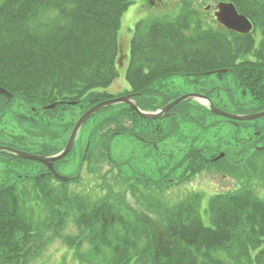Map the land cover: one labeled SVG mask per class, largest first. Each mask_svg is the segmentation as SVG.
<instances>
[{"label":"trees","instance_id":"obj_1","mask_svg":"<svg viewBox=\"0 0 264 264\" xmlns=\"http://www.w3.org/2000/svg\"><path fill=\"white\" fill-rule=\"evenodd\" d=\"M230 1L252 22L248 35L190 26L186 15L135 24L124 77L128 89L139 94L141 109L154 107L143 103L160 79L219 69H227L252 102L264 101V0ZM134 2L0 0V87L12 94L9 103L0 98V110L11 109L12 102L34 108L31 126L41 129L49 126L40 120L45 115L61 117L59 108L76 106L82 114L109 97L106 88L119 75L120 19ZM53 103L54 109H41ZM118 117L140 119L135 113ZM41 149L46 155L55 151ZM41 168L33 177L0 179V264H29L46 246V235L56 236L69 223L77 233L66 243L84 264H264V200L245 188L211 196L206 219L199 205L179 204L158 211L153 220L137 217L124 193L110 188L93 199L69 189L77 177L64 182ZM126 168L129 174L119 166L116 172L124 174L122 184L130 192L141 195V189L158 186ZM82 246L85 252L78 253Z\"/></svg>","mask_w":264,"mask_h":264},{"label":"rangeland","instance_id":"obj_2","mask_svg":"<svg viewBox=\"0 0 264 264\" xmlns=\"http://www.w3.org/2000/svg\"><path fill=\"white\" fill-rule=\"evenodd\" d=\"M193 1L169 0L167 3V0L158 6H151L149 0H135L128 6L121 16L117 32L119 75L106 88L108 94L120 95L127 87L124 72L129 59L130 38L137 22L145 25L171 22L181 20L186 15L190 19V26H220L211 13L209 16L204 10L198 12L201 9L195 7ZM206 3L207 0H200L198 5L202 8ZM190 32L191 29L187 31ZM151 90L152 96L148 95L143 105L154 107L141 109L146 112H153L162 103H169L190 93L206 94L212 102L231 114L248 115L264 110V101L261 104L252 102L251 97L243 93L234 76L229 73L220 74L217 78L211 75L172 76L160 79ZM11 105V109L0 110V140L18 139L13 143L28 144L27 148L33 151L30 153L40 155H46L38 153L43 147L49 151L55 150L47 155L61 151L81 114V109L76 106L59 108L61 117L45 115L40 120L49 126L38 129L31 126L36 122L31 115L34 108L21 107L17 102ZM205 105L197 99H190L172 108L162 119L163 122L159 123L160 132L156 131L149 137L155 139V143L160 142L159 147L154 149H147L134 137L146 135V120L117 118L121 113H130L124 105H112L107 112L98 113L82 126L72 150L54 163V170L67 178L77 177L76 181L69 184L71 191L99 199L111 188L115 193H124L121 195L137 217L149 215L153 220H158V211L179 204L199 205L200 214L206 219L204 209L211 196L243 188L264 200V149L255 152V149H262L264 145V117L234 122L205 111ZM69 113L72 116H68ZM59 123L62 125L58 127ZM87 145L86 156L89 158L83 161ZM221 154V158L211 162ZM192 155L193 158H188ZM42 166L31 161H10L0 156V179L11 182L19 175L33 177ZM118 166L129 174L128 166L142 173L141 177L156 181L158 186L141 189V195L133 194L126 189V184H122L125 176L116 172ZM185 172L190 173L187 178H183ZM76 233L77 230L69 223L56 236L47 234L46 246L29 264H84L74 247H68L66 243V239ZM77 251L85 252V246Z\"/></svg>","mask_w":264,"mask_h":264},{"label":"water","instance_id":"obj_3","mask_svg":"<svg viewBox=\"0 0 264 264\" xmlns=\"http://www.w3.org/2000/svg\"><path fill=\"white\" fill-rule=\"evenodd\" d=\"M214 16L216 18V20L223 25L227 30L236 32V33H240V34H248L251 29H252V24L251 22L242 14H239L235 8V6L233 5V3L231 2H220L217 4V10L214 12ZM220 73H225L226 70H221L218 71ZM209 74V73H207ZM3 95L6 97V102H8L10 100V98L12 97V94L9 93L7 90H5L4 88L0 87V96ZM188 99H197L200 100L202 102H204V104H206V108L213 114H216L218 116H221L223 118H226L228 120L234 121V122H244V121H250V120H255V119H259L264 117V110L260 111V112H256V113H252V114H248V115H236V114H231L225 110L216 108L212 102L210 101V99L204 95H200V94H186L178 99H175L169 103H167L166 105H164L163 107H161L160 109L154 111V112H146L141 110L140 108H138L137 104L132 102L130 100V95L127 96H122V97H118V98H112V99H107L104 101H101L95 105H93L91 108H89L88 110L84 111L80 117L77 119V121L75 122L70 135L68 137V140L65 144V146L63 147V149L53 155H37V154H33L27 151H23V150H19V149H13L10 147H6V146H1L0 145V152L1 153H8L12 156H15L17 158H21V159H26V160H31V161H35L37 163L42 164L43 166H45L48 171L54 175V177H56L57 179L61 180V181H67L68 178L62 175H59L58 173H56V171L54 170L53 167V163L55 161H58L62 158H64L72 149L73 145H74V141L77 137V134L80 130V128L82 127V125L90 118L92 117L96 112L100 111L101 109L108 107V106H112L114 104H119V103H123L128 105L131 109H133V111L141 118L144 119H149V120H155L158 119L162 116H164L172 107L176 106L177 104L188 100ZM68 105H74L75 102H67ZM55 107V104H50L47 105L45 107H43L44 109H53ZM222 156L219 155L216 158H214L213 160H218L220 157Z\"/></svg>","mask_w":264,"mask_h":264},{"label":"flooded vegetation","instance_id":"obj_4","mask_svg":"<svg viewBox=\"0 0 264 264\" xmlns=\"http://www.w3.org/2000/svg\"><path fill=\"white\" fill-rule=\"evenodd\" d=\"M165 1H167V0H149V2H150V5L151 6H158V5H160L161 3H164ZM220 1H225V2H229L230 0H219V1H217V0H207V3H206V5H204L202 8H200L199 7V5H198V3L200 2V0H194L193 1V5H195V7H198L199 9H201L200 11H198V12H201L202 10H204L205 12V14L207 15H209V16H211V15H213V17H214V12L217 10L216 9V5H217V3L218 2H220ZM167 3H169V0H168V2ZM236 10L238 11V9L236 8ZM239 12V11H238ZM209 13H211V15L209 14ZM240 13V12H239ZM219 24V23H218ZM220 25V24H219ZM221 26V25H220ZM222 27V26H221ZM219 75L220 74H217L216 72H214L211 76H214V77H219ZM214 92V91H213ZM212 92V93H213ZM126 95H130V100L132 101V102H134V103H138V105L140 106V104H139V100H138V98H139V95L136 93V92H130V90L129 89H125V91H123V92H120V95L119 94H109V97H107L106 99H111V98H118V97H121V96H126ZM203 95H205V96H207L206 94H203ZM210 96H211V94H210ZM208 97V96H207ZM213 104H214V106H216V107H218V108H222L223 109V107H220V106H218V105H216L214 102H213ZM120 105H124V104H120ZM125 106V108H127V110H128V106H126V105H124ZM34 112V111H33ZM129 113V112H128ZM130 113H133V111L132 112H130ZM34 117V116H33ZM35 118V117H34ZM163 119H165V118H163ZM160 122H163V120L160 118V119H157V120H155V121H149V120H146V122L144 123L147 127L144 129V133L146 134L144 137H138V136H136V135H134V137L136 138V139H138L142 144H143V146H145L147 149L148 148H155V147H159V143L160 142H158V143H155V139H151V138H149L150 136H151V134L153 133H155L156 131L157 132H160ZM159 135H160V133H159ZM17 140L18 139H9V141H4V140H0V145L1 146H6V147H10V148H14V149H19V150H23V151H28V152H33L31 149H28L27 147V145H24V144H22V143H13V142H17ZM158 140H160V139H158ZM262 147H264V145L262 146ZM0 156L1 157H3V158H7L8 160H14V161H27V160H23V159H20V158H17V157H15V158H11L10 157V155L9 154H7V153H1L0 152Z\"/></svg>","mask_w":264,"mask_h":264}]
</instances>
